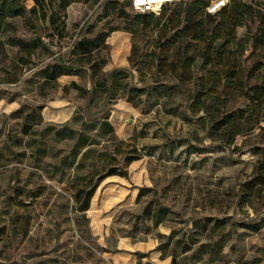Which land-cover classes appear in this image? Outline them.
Listing matches in <instances>:
<instances>
[{"label":"rangeland","instance_id":"obj_1","mask_svg":"<svg viewBox=\"0 0 264 264\" xmlns=\"http://www.w3.org/2000/svg\"><path fill=\"white\" fill-rule=\"evenodd\" d=\"M190 1L170 5L160 23ZM134 15L129 0H0V264H172L171 255L173 264H264V178L251 181L264 155L257 149L262 140L255 136L258 130L238 137L232 147L212 141L204 111L192 113L186 97L197 91L196 78L206 74L198 51L191 47L187 53L192 81L180 82V65L171 72L164 61L156 66L149 56L158 53L159 15L137 26ZM123 29L134 31L125 51L108 41ZM100 33L108 34L106 47L100 45L93 60L104 61V72L123 70V84L146 90L137 107L125 97L112 100L108 117L120 139L135 136L144 156L128 168L127 177H109L99 185L86 212L90 237H81L86 233L74 223L64 185L48 176L56 150L61 158L73 141L55 139L58 126L78 130L79 118L90 121L103 113L90 115L88 95L81 97V91L91 88L89 66L81 61L69 69L75 42ZM20 41L30 46L23 48ZM178 45L172 39L164 44L166 62H178ZM59 61L69 73L46 78L45 68ZM254 73L250 84L264 75V67ZM72 82L81 91L70 87ZM226 94L228 109L246 104L238 90L227 88ZM101 96L91 113L100 110ZM24 125L38 127V134L24 135ZM95 132L91 141L97 140ZM39 134L45 140L41 156L32 139ZM39 156L45 172L38 169ZM39 186L43 195L35 198ZM140 188L151 191L144 190L136 203ZM147 202L153 211L161 204L168 210L156 228L149 216L141 217ZM172 229L173 239L159 250L158 243H166L159 234L167 236ZM184 246L189 250L183 252Z\"/></svg>","mask_w":264,"mask_h":264},{"label":"trees","instance_id":"obj_2","mask_svg":"<svg viewBox=\"0 0 264 264\" xmlns=\"http://www.w3.org/2000/svg\"><path fill=\"white\" fill-rule=\"evenodd\" d=\"M213 1L192 0L188 4H184L183 7L178 6L165 22L160 23V18L163 17L167 8L174 3L164 5L158 14L159 32L162 33L156 41L158 53H150L149 56L155 60L156 66L159 62L164 61V64L166 63L170 67L171 72L177 65H180L181 73L184 76L180 75L179 81L182 83L191 82L192 77L187 66L191 64L192 60L188 58L187 53L191 47H194L198 51L201 68L206 71V74L196 78L197 91H192L186 96L191 101L190 110L194 114L204 111L203 119L208 125V137L227 147L234 146L238 137L251 135L258 130L255 136L262 140L259 141L260 146L257 149L264 153V75L255 83H249L254 78V72H260L264 67V0H227L226 4L218 11L209 13L208 7ZM158 15L135 13L132 23L137 26L143 19L153 20ZM251 26H253V32L250 30ZM243 28L246 32L244 35L238 36V30ZM121 31L128 32L130 35L134 33L131 29ZM107 36V33H100L92 40L83 38L74 44L72 54L76 58L72 60L69 69L72 68V65L76 66V63L85 61V64L89 66L91 88L81 91L74 82L70 84V87L81 91V97L85 93L88 95L86 110L90 115L103 113L90 121L79 118L81 124L78 130H73L67 124L58 126L54 134L55 139L61 141L72 138L73 141L69 150L61 158L59 156L62 152L56 150L54 155L56 162L53 165V171L48 176L49 181L60 186L64 185L62 190L67 195L68 202L72 203L74 223L78 227H83L87 235L81 233V237H90L86 212L89 210L91 199L99 185L109 177H127L130 164L144 156L137 148L135 136L120 139L108 120L112 100L125 97L127 103L137 107L146 90L144 87H129L127 83L123 84L126 74L123 70L104 72L102 69L104 61L93 60L92 55L100 45L106 47L104 41ZM162 38L164 40H161ZM169 39L182 44L176 47V51H180L181 56L178 62H166L168 55H163V46ZM19 43L23 48L30 46L27 42L20 41ZM247 51L249 52L248 56L244 57L243 53ZM133 53L132 45L129 61L132 60ZM181 58L184 59L181 61ZM248 59H251L250 64L248 68H245L244 62ZM45 69L44 73L49 79H56L70 71L61 61L58 64H53L51 68ZM193 85H196L195 82ZM119 88H121V94L118 96L116 91ZM218 88H220L219 91ZM227 88L238 90L240 96L246 100V104L228 109ZM113 89L114 94L109 97ZM101 94L104 96L100 110L91 113V107L102 97ZM210 100L211 102H209ZM36 109L41 111L43 106H38ZM74 117L76 116L74 115ZM89 122L91 123L89 124ZM36 125L38 126L39 123ZM33 129L34 126L28 128L27 125H24L22 132L24 135L30 136L38 134L36 130L38 127ZM94 130H96L97 140L91 141L90 133ZM43 136V134H39L36 136L37 139L31 137L36 141L35 152L40 156L45 152ZM40 156L37 158L38 169L40 172H45ZM253 175L252 182L264 178V155L257 160ZM42 189L43 187L39 186L35 198L43 195ZM144 190L151 191L148 188H140L136 195V203L139 202ZM251 190L252 188L249 189L250 193ZM18 206L25 207L22 203ZM167 212V208L162 204L153 211L150 209V203L147 202L142 209L141 217L149 216L151 228H156L165 221ZM174 234L173 229L167 236L159 234L158 237L165 238L166 243L159 242L157 248L164 251ZM177 243L179 242H176L173 249ZM163 245H165L164 250ZM184 247L183 252L189 250L188 246ZM99 249L104 251V248ZM171 256L173 264L175 256Z\"/></svg>","mask_w":264,"mask_h":264},{"label":"built area","instance_id":"obj_3","mask_svg":"<svg viewBox=\"0 0 264 264\" xmlns=\"http://www.w3.org/2000/svg\"><path fill=\"white\" fill-rule=\"evenodd\" d=\"M179 0H129L131 9L138 14L152 13L158 15L161 8ZM227 0H214L208 7L209 13H215L226 4Z\"/></svg>","mask_w":264,"mask_h":264},{"label":"crops","instance_id":"obj_4","mask_svg":"<svg viewBox=\"0 0 264 264\" xmlns=\"http://www.w3.org/2000/svg\"><path fill=\"white\" fill-rule=\"evenodd\" d=\"M109 38V37H108ZM130 39H131V35L128 33V32H124V31H116V32H114V34L110 37V39L108 40V41H110L109 43L110 44H113V46H117V44H121V46L124 48V51H125V49H127L128 47H129V45H130ZM108 43V42H107ZM129 49V48H128ZM128 55V52H126L125 53V55H124V60H122L121 61V63L123 64V63H125L126 62V56ZM126 106H124L125 107V109H128V105L127 104H125ZM129 137H131V135L129 134V135H127L126 137H122L121 139H127V138H129ZM135 162H137V161H134V162H132L131 164H130V166L131 165H134L135 164ZM129 166V167H130ZM128 167V168H129Z\"/></svg>","mask_w":264,"mask_h":264}]
</instances>
